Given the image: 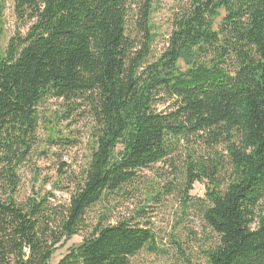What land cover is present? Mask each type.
I'll use <instances>...</instances> for the list:
<instances>
[{
    "label": "trees",
    "instance_id": "16d2710c",
    "mask_svg": "<svg viewBox=\"0 0 264 264\" xmlns=\"http://www.w3.org/2000/svg\"><path fill=\"white\" fill-rule=\"evenodd\" d=\"M151 4L13 0L30 26L0 54V264H49L78 235L57 264L162 255L140 223L144 206L115 224L86 218L104 200L127 198L158 165L151 198L182 188L183 205L212 234L206 264H264V0H187L157 56ZM50 100L67 120L89 119V160L77 173L62 164L49 190L44 181L23 195L19 172ZM163 168L173 177L164 185ZM202 182L204 199L190 202Z\"/></svg>",
    "mask_w": 264,
    "mask_h": 264
},
{
    "label": "rangeland",
    "instance_id": "374dc122",
    "mask_svg": "<svg viewBox=\"0 0 264 264\" xmlns=\"http://www.w3.org/2000/svg\"><path fill=\"white\" fill-rule=\"evenodd\" d=\"M186 5L187 0H152L148 31L153 36L150 54L157 56L161 52L174 17ZM29 26L30 22L15 16L13 0H0V54L12 36L17 33L24 35ZM158 109L162 110L163 107L159 106ZM62 111L61 101L50 100L41 107L42 117L36 133L37 147L19 172L23 195L30 194L32 187H37L44 181L49 182L45 187L49 190L50 183L56 182L58 169L62 164L67 166V170L77 173L89 160L93 145L89 136V119L78 113L67 120ZM57 138L65 142L73 140L74 143L64 148L62 145L54 146L52 141ZM158 168L160 165L142 172L145 184H139L127 198H119L118 202L104 200L90 208L86 213L87 221L94 225L100 218H104V222L115 224L132 216L135 210L144 206L140 223H148L156 237V246L163 250V254L141 252L131 260V264H206L202 250L208 247L212 234L205 227L199 213L183 205V193L180 191L182 188L163 187V197H159V201L152 200L151 196L155 195L160 186L156 184L160 180L157 173H154L155 170L161 171ZM170 171L163 168V185L173 180ZM148 183H155V186L150 187ZM207 186V182L195 183L188 193L190 202L203 200ZM56 196L61 201L67 200V196L62 193ZM82 238V235L74 236L62 248H58L49 264H57Z\"/></svg>",
    "mask_w": 264,
    "mask_h": 264
}]
</instances>
